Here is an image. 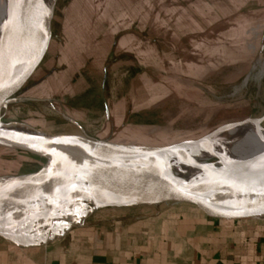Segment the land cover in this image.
Instances as JSON below:
<instances>
[{"label":"rangeland","instance_id":"1","mask_svg":"<svg viewBox=\"0 0 264 264\" xmlns=\"http://www.w3.org/2000/svg\"><path fill=\"white\" fill-rule=\"evenodd\" d=\"M215 14L216 0H56L48 52L15 101L5 107L0 123L159 147L201 140L229 124L263 117L264 76L258 78L256 67L260 53L255 49L251 58L233 61L217 58ZM136 22L143 29L136 28ZM184 22L197 33L184 34ZM129 24L134 26L125 29ZM173 24L179 27L173 29ZM117 30L122 33L114 40ZM136 30L142 44L122 48L114 43L117 36ZM136 78L141 82L136 93L141 105L125 110L137 113L124 121V114L109 120L106 104L135 102L130 89ZM230 162L223 161L226 167ZM45 163V158L29 153L0 150V182L37 172ZM92 206L85 198L76 200L69 216L63 217L73 225ZM51 225L46 216H38L25 233L11 238L35 241Z\"/></svg>","mask_w":264,"mask_h":264},{"label":"crops","instance_id":"2","mask_svg":"<svg viewBox=\"0 0 264 264\" xmlns=\"http://www.w3.org/2000/svg\"><path fill=\"white\" fill-rule=\"evenodd\" d=\"M135 25L143 29L142 23ZM187 25L183 23L182 27L187 28L184 34L197 33ZM133 26L129 24L125 29ZM120 33L122 30L115 31L112 38L115 40V34ZM214 34L213 43L219 45L217 58L221 60L251 58L255 49L261 53L264 0H216ZM114 43L129 47L131 43L142 44L143 37L136 30L135 34L117 36ZM140 84L136 78L131 85V95L135 92L136 97L132 104H106L109 120L124 114V121L137 113L125 108L141 105L136 94ZM172 89L179 90L176 86ZM81 218L44 239L23 241L0 236V264H264V219L220 223L172 204L106 206Z\"/></svg>","mask_w":264,"mask_h":264},{"label":"water","instance_id":"3","mask_svg":"<svg viewBox=\"0 0 264 264\" xmlns=\"http://www.w3.org/2000/svg\"><path fill=\"white\" fill-rule=\"evenodd\" d=\"M55 2L38 45L26 64L17 71L8 65L0 77V118L5 107L15 101L48 52ZM17 3L18 16H11L8 21L10 45L14 37V21L27 19L32 8V0H17ZM11 52L12 47L9 46L10 55ZM257 121L263 123L264 116ZM7 127H0L1 151L29 153L45 158L46 163L37 172L7 178L0 187L2 237H9L2 231L4 225L12 222L21 212L42 204L46 189L55 186L84 192L88 188L100 187L117 191L130 200L128 204L119 205L105 200L90 207L85 215L106 206L172 204L187 213L220 223L264 219V191L248 197L240 196L236 191L241 184L264 183V174L259 171L243 169L230 183L214 178L203 185L183 178H158L135 171L134 166L139 160L163 154L185 143L140 146L115 143L85 134L47 133L33 127L35 132H20Z\"/></svg>","mask_w":264,"mask_h":264},{"label":"bare ground","instance_id":"4","mask_svg":"<svg viewBox=\"0 0 264 264\" xmlns=\"http://www.w3.org/2000/svg\"><path fill=\"white\" fill-rule=\"evenodd\" d=\"M55 1L32 0L29 17L21 21L14 19L12 45L8 38V21L11 16L15 18L18 16V3L17 0L0 1V77L8 65H11L12 70L17 71L26 64L38 45ZM9 46L12 47L11 55ZM256 67L260 69L258 78H262L264 76V52L260 53ZM1 126L4 125L0 123ZM7 128L20 132H35L28 125L16 124ZM184 143L185 145L163 154L139 160L134 166L135 171L158 178H183L199 185L206 184L214 178L230 183L243 169L264 174V127L257 120L248 119L229 124L206 138ZM217 158L220 159L218 163L210 162ZM226 159L231 161L227 167L223 163ZM222 163L223 166H221ZM5 181L0 182V187ZM89 190H93L94 193ZM236 191L240 196L248 197L263 192L264 183L241 184L236 187ZM83 198L93 205L105 200L118 205L130 203L128 198L122 197L117 191L105 188L92 187L84 192L81 189L50 187L46 189L42 204L21 212L19 221L9 222L3 226L2 231L9 237L25 233L23 231L27 229V224H30L32 219L43 215L52 222L49 230H39V239L43 236L46 238L50 231H61L68 226L70 222L63 216H69V211L75 201Z\"/></svg>","mask_w":264,"mask_h":264}]
</instances>
